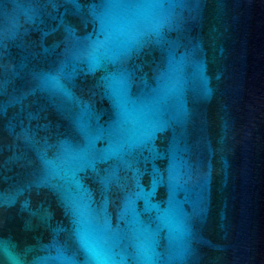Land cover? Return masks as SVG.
<instances>
[{
	"label": "water",
	"instance_id": "water-1",
	"mask_svg": "<svg viewBox=\"0 0 264 264\" xmlns=\"http://www.w3.org/2000/svg\"><path fill=\"white\" fill-rule=\"evenodd\" d=\"M0 264H264V0H0Z\"/></svg>",
	"mask_w": 264,
	"mask_h": 264
}]
</instances>
